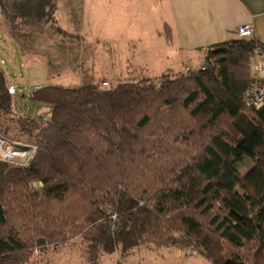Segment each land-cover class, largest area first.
Here are the masks:
<instances>
[{
  "label": "trees",
  "instance_id": "trees-1",
  "mask_svg": "<svg viewBox=\"0 0 264 264\" xmlns=\"http://www.w3.org/2000/svg\"><path fill=\"white\" fill-rule=\"evenodd\" d=\"M9 8L13 25L49 23L57 10L56 0ZM258 46H213L185 76L26 96L51 116L18 120L36 147L29 165L0 161V264H27L65 244L66 228L88 243L92 261L145 246L264 264V104H243ZM10 84L0 69V116L13 112ZM227 243L248 256L226 255Z\"/></svg>",
  "mask_w": 264,
  "mask_h": 264
},
{
  "label": "rangeland",
  "instance_id": "rangeland-1",
  "mask_svg": "<svg viewBox=\"0 0 264 264\" xmlns=\"http://www.w3.org/2000/svg\"><path fill=\"white\" fill-rule=\"evenodd\" d=\"M14 1L20 0H0V29L8 34L5 38L0 35V69L10 83L18 84L19 92L13 112L0 116V136L24 153L18 160L21 164H27L33 149L18 120L51 116V107L31 102L25 87L77 88L107 82L103 88L111 89L123 82L189 73L188 61L167 40L168 0H56L57 10L49 23L21 24L19 19L13 25L3 10L9 12ZM204 63V58L195 56L192 64L198 69ZM252 167L253 161L247 160L241 174ZM66 233L65 244L48 247L44 253L37 250L27 264H212L193 249L184 250L179 258L175 248L145 246L127 253L119 248L92 261L88 243L73 236L71 228ZM226 255L248 256L228 243Z\"/></svg>",
  "mask_w": 264,
  "mask_h": 264
},
{
  "label": "crops",
  "instance_id": "crops-1",
  "mask_svg": "<svg viewBox=\"0 0 264 264\" xmlns=\"http://www.w3.org/2000/svg\"><path fill=\"white\" fill-rule=\"evenodd\" d=\"M168 5L167 40L190 62L186 70L197 69L195 56L206 59L209 48L236 41L243 24H253L254 40L264 44V0H168ZM0 35L8 36L1 29ZM174 250L180 258L183 251Z\"/></svg>",
  "mask_w": 264,
  "mask_h": 264
},
{
  "label": "built area",
  "instance_id": "built-area-1",
  "mask_svg": "<svg viewBox=\"0 0 264 264\" xmlns=\"http://www.w3.org/2000/svg\"><path fill=\"white\" fill-rule=\"evenodd\" d=\"M237 38L240 40H254V25L243 24L239 26L237 29ZM107 85V82L103 83V86ZM39 89V87H25L23 91L25 92V95L29 97L31 93ZM18 92V84L11 83L9 85V94L13 98H16ZM243 104L247 109H257L264 104V50L260 46L255 49L254 75L244 92ZM16 146V144H9L8 141L1 135L0 161L14 166L29 165L36 154V147L31 146L33 151L27 164H21L18 160L24 156V153L19 151Z\"/></svg>",
  "mask_w": 264,
  "mask_h": 264
}]
</instances>
